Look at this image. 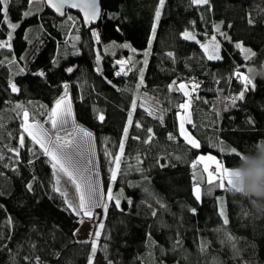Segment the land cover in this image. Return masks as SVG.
Returning a JSON list of instances; mask_svg holds the SVG:
<instances>
[{"label": "trees", "instance_id": "trees-1", "mask_svg": "<svg viewBox=\"0 0 264 264\" xmlns=\"http://www.w3.org/2000/svg\"><path fill=\"white\" fill-rule=\"evenodd\" d=\"M36 4L31 5L32 10ZM158 5L159 0H101L104 17L98 26H91L100 33L101 44H95L90 29L79 23V28L71 30L81 37V44L75 49L79 54H73L74 49L65 44L69 27L46 6L41 5L42 11L23 19L13 35L12 50H4V57H15L19 66L25 68L24 75L14 77L21 88L19 94L9 89L16 66H0V113L5 117L0 148L16 147L21 131V119L9 113L8 101L26 105L31 102L32 112L41 111L40 105L50 109L67 83L76 122L94 134L102 188L106 191L109 165L104 150L107 147L113 154L118 152L130 104L136 99L133 123L138 120L142 127L129 129L122 174L112 185L114 197L123 191L120 208L109 202L104 234L99 241L100 246L107 245V251L98 248L95 257L107 264L109 260L112 264H264V216H258L248 200L230 192L214 189L208 195L207 184H201V200L197 201L193 191L196 170L190 166L199 155H214L225 166L233 167L239 157L230 154L229 149L243 153L264 142V79H255V89L249 86L245 99L238 100L235 107L225 111V103L220 102L243 90L239 80L230 78L236 67L244 73L247 66L264 64V0H211L210 9L193 6L190 0H165L157 23L154 17ZM28 10V0H14L9 7L11 22H20L21 14ZM193 21L196 36L203 41L216 36L215 25H220L221 32L230 37H218L222 60H208L196 42L182 38L185 30H193ZM8 31L6 24L0 25V40L6 39ZM239 42L251 48L255 57L245 60L235 47ZM125 43L136 53L118 47ZM98 47L103 75L95 71ZM146 51L147 57L143 55ZM168 53L174 54V60ZM128 58L131 66L129 63L125 70L132 71L127 76L114 75L119 68L113 67L115 60ZM142 58L147 59V66L144 86L137 95L131 89L138 81ZM134 63L137 66L132 67ZM69 67L74 71L68 73ZM39 70L46 77L32 75ZM196 78L201 100H193L191 112L197 128L186 126L200 140L201 148L188 151L190 146L178 134L177 105L184 97L169 91V85L173 81L188 84ZM125 88L130 90L124 91ZM138 99L147 107L153 106L155 100L159 103L164 113L162 125L147 115ZM96 109L105 116L104 122L97 119ZM214 109H219V116ZM147 128L155 133L150 144L143 143ZM169 133L177 137L175 142L168 140ZM132 136H139L140 140ZM221 142L224 152L219 150ZM25 143L32 147L27 137ZM29 147L21 149L18 173L0 165L4 174L0 176V264H31L37 257L41 264H88L90 243L79 241L90 240L80 239L78 233L73 236L76 229L83 228L66 208L64 198L53 190L51 163L39 153L34 156ZM4 155L7 162L11 154L5 151ZM136 156L143 161L139 166L143 171L135 170ZM177 156L182 159H175ZM125 159L134 167L123 174ZM28 183L33 184L31 192L25 187ZM125 197L132 200L131 205ZM222 200L226 201L227 225H223L224 218L219 215ZM162 205H166V210ZM192 208L195 213L190 211ZM8 216L12 217L11 225ZM221 228L238 238V256H234L229 244L222 243L223 234L217 231ZM201 241H207L205 251H201ZM26 256L29 261H25Z\"/></svg>", "mask_w": 264, "mask_h": 264}, {"label": "snow or ice", "instance_id": "snow-or-ice-1", "mask_svg": "<svg viewBox=\"0 0 264 264\" xmlns=\"http://www.w3.org/2000/svg\"><path fill=\"white\" fill-rule=\"evenodd\" d=\"M14 3V0H0V25L6 24L9 31L7 32L6 39L0 40V66L8 65V66H16V71L12 73L13 79L9 82V89L11 92L19 94L21 92V88L17 86L14 81V77L16 75H24L25 68L20 67L18 61L15 57L8 59L4 57V50H8L9 52L12 50V39L15 31L20 27L23 19L28 18L30 15H35L37 12L43 10V7L36 8L35 11L31 9V5L33 3H38L42 6L49 7L50 9L54 10L61 17H66V25L71 29L75 28L76 18L72 15H69L67 10L68 9H79L80 12L83 13V19L85 25L89 27L92 37L94 38V42L97 45L101 44L100 33L95 29L92 28L91 25L93 22L101 18V9L99 6V0H28L29 10L24 11L21 16L22 20L20 22H11L9 17V7ZM191 5L193 6H207L209 9L211 8V0H190ZM165 5V0H159V5L157 10L155 11V21L158 23L160 16H161V9ZM251 22V21H250ZM193 30H185L181 35L184 40H192L195 41L197 44L200 45L201 49L207 54L208 60H216L220 61L223 57L219 54L220 45L219 42L216 40V36L213 35L210 39L212 41L211 51L208 44L201 43L196 36L194 25L195 21L192 22ZM215 31L223 36L225 39H230L224 32H221V26L215 25ZM117 30L118 27H117ZM78 31V29H76ZM69 36V40L71 41L72 48L74 49L73 54H79L76 51V42L79 41L80 37L78 35L72 36L70 33L67 34ZM152 38H155V26L153 27ZM65 44H68V41H65ZM121 48H129L133 53H136L135 48H131L130 44H122L118 45ZM149 49L151 48V39L149 40L148 44ZM236 48L240 49L242 52L248 53L246 55V59H250L251 57H255L256 53L252 52L250 49H245L244 46L240 43L235 45ZM97 51V61H96V68L95 71L103 75V69L101 67V56L100 51L101 49H96ZM149 53L146 51L143 53L145 57H147ZM169 58L174 60V54L168 53ZM23 59V58H21ZM130 59H118L115 60L113 67L119 66L118 70L114 73L116 76H127L132 68H128L125 70V66L130 63ZM144 67L147 66V59L143 62ZM135 67V65H133ZM144 67L138 69V81L134 86L132 91L137 95H140L139 89L144 86ZM68 73L74 71V68L69 67L66 69ZM252 71L250 67H246L245 72L241 73L239 68L236 67L234 72L232 73V77L236 80H239L243 86V90L239 92L236 96L225 97V111L228 110L230 107H235L236 102L243 101L245 99V93L249 91V86L254 90L256 85L253 79H250L249 73ZM32 75H36L39 77H46V73L42 70H39ZM106 79V78H105ZM109 84H112V81H107ZM173 84L169 85V91L173 90ZM115 87V85H112ZM64 89L63 94L60 95L54 102L53 106L49 109L44 105L38 106L41 111H29V105L24 103L16 102L12 103L8 101L10 108L9 113L14 114L15 117L21 119L20 129L21 131L17 135L16 139L18 140V145L16 147H6L0 148V165L4 168H11V171L18 173L19 166L21 164L20 156H21V149L29 147L26 145L25 139L28 138L32 147H29V151L32 152L34 156L37 153L43 155L48 158L49 162L51 163V167L53 169V190L60 194L62 198H64L66 208L70 210L77 218L78 223L83 224L85 220L83 217L88 218L89 220H97L99 219L101 222L95 225L97 229L95 232L90 233L91 240L90 241H79L80 243H90V256L88 260V264H94V257L96 252L99 250L106 252L107 245L100 246L98 244L99 237L101 235V230L104 228V224L102 222L103 216H106L108 212L109 202L114 203L116 208H120L121 199L120 197L123 195V191L121 189L120 193L114 197L112 191V185L116 182L118 175L121 173V162L122 159L125 158V142L129 138V129L133 126L137 129L142 127V124L137 120L135 124L133 123V113L136 111L138 105L136 99L130 104L129 115L127 117L126 126L122 130L121 142L118 145V152L113 154L111 151L105 147L104 150V157L108 162V188L105 191L100 183V174H99V159L96 157L94 149H93V141L95 139L93 132L87 130L86 128L82 127L76 122L75 115L72 108V100L69 95L68 89L69 84L64 83L62 85ZM189 88L191 90H189ZM200 85L195 83L194 81L189 82L188 84L181 82L179 85L176 86V91L182 93L184 99L177 105L178 112V134L180 137L183 138V141L186 145L190 146L188 151L193 149H200L201 142L198 140L192 132H190L186 128V124L191 125L193 129L197 128V124L194 123L192 119V104L193 100H201V97L198 94V89ZM130 89L125 88L124 91H129ZM195 93V96L193 95ZM204 103H208L207 101H203ZM143 108V104L139 105ZM98 114L97 119L102 123L105 120V116L100 112L99 109L95 110ZM147 115L154 116L160 124H163L164 121V113L161 112L159 114H155L151 110H146ZM216 111L217 116L220 115L219 109H214ZM38 117H44L43 120L38 119ZM4 114L0 113V130L4 128ZM48 125V127H45ZM146 132L148 133L147 138L143 141V143H152L155 133L153 132L152 128H147ZM5 133L0 131V138L3 137ZM9 137H11V133H7ZM134 140H140L139 136H132ZM169 141H176L177 137L172 133L168 134ZM264 145V142H261ZM214 147L216 145H213ZM221 152H224L225 149L221 146L219 149ZM7 151L11 155L6 157L4 152ZM230 154H234L239 159L241 158V153H239L236 149H229ZM38 158V157H37ZM177 160H181L182 157L177 156L174 157ZM136 161L135 170L143 171L139 166L142 165L143 161L140 156L134 157ZM125 162V172L126 174L128 169H132L134 166L132 164ZM159 162V161H158ZM29 163H32L30 160ZM198 165H202V175L197 180L196 173L193 172V180L196 181L194 183V196L197 201L201 200V184L208 185V195H211L214 189H220L225 192H231V172L230 168L225 166V164L218 159L214 155H199L194 161L191 162V168L196 169ZM214 165V170L212 166ZM161 167H166V164H161ZM4 175L0 172V176ZM63 178H66L67 181L74 186L75 189V200L69 201L68 200V193L67 190H62L61 188V181ZM146 179V177H145ZM27 190L31 192L33 190V184L28 183L25 185ZM147 192L148 189L145 188ZM3 193L0 192V196ZM151 195V193H150ZM127 200L128 205L132 204V200L125 197ZM223 201H221L222 203ZM160 203V201H157ZM3 206L0 205V208ZM162 207L166 210V205H162ZM102 209V214L94 215L96 209ZM123 211V209H121ZM191 212L195 213L196 209H190ZM156 211L152 212L153 216H156ZM219 215L223 217V225L228 224L227 216L225 215L224 210L221 208L219 210ZM7 222L9 225L13 223L12 217H7ZM218 232L223 234L222 243H227L231 246L233 250L234 256H238L240 249L237 247L238 238L230 235L227 232V229L221 228L217 229ZM79 232V229H76L73 233V236ZM11 238L10 235L8 237ZM181 242L178 240L176 245L179 246ZM201 251L206 250L207 241H201ZM35 248V245L31 246ZM25 261H29V257H24ZM31 264H41L39 258L37 257ZM108 264H112V261L109 260Z\"/></svg>", "mask_w": 264, "mask_h": 264}, {"label": "clouds", "instance_id": "clouds-1", "mask_svg": "<svg viewBox=\"0 0 264 264\" xmlns=\"http://www.w3.org/2000/svg\"><path fill=\"white\" fill-rule=\"evenodd\" d=\"M250 79H264V64L251 65ZM231 192L234 196L246 199L258 216H264V145L256 144L241 153L239 162L230 168Z\"/></svg>", "mask_w": 264, "mask_h": 264}, {"label": "rangeland", "instance_id": "rangeland-1", "mask_svg": "<svg viewBox=\"0 0 264 264\" xmlns=\"http://www.w3.org/2000/svg\"><path fill=\"white\" fill-rule=\"evenodd\" d=\"M37 6H35L34 7V10L33 11H35V9L36 8H39V7H41V5L39 4H36ZM251 16H254V15H251ZM220 36V34L219 33H217L216 32V40L219 42V45H220V49H219V54L221 55V53H222V45H221V42L219 41V37ZM197 39L201 42V43H204V44H208L209 45V48H210V51H211V45H212V41H211V39H209V40H206V41H203V40H201L200 38H198L197 37ZM70 43H71V41H70ZM240 43V42H239ZM79 44V41L78 42H76V46ZM81 44V43H80ZM237 44V43H236ZM240 44H242V43H240ZM72 45V44H71ZM243 45V44H242ZM244 46V45H243ZM244 48L245 49H250L252 52H253V50L251 49V48H249V47H246V46H244ZM97 49H99V47L97 48ZM240 50V49H239ZM241 51V50H240ZM241 53H242V55H243V57L245 58L246 57V55H248V53H246V52H242L241 51ZM206 54V53H205ZM207 55V54H206ZM252 58V57H251ZM250 58V59H251ZM250 59H246L245 58V60H250ZM144 61V58H142V60H141V62H143ZM212 61H216V60H212ZM143 64V63H142ZM101 65H102V59H101ZM134 65L135 66H137V63H134ZM130 66H131V63H130ZM132 67H133V65H132ZM142 67H144V65L142 66ZM247 67H250V66H247ZM138 69H140V68H138ZM144 69H145V67H144ZM174 89H176V87L174 88ZM189 90H191L190 88H189ZM142 98H146V99H148V100H150L148 97H146V96H142ZM155 104L153 105V106H151V107H147L146 106V104L144 103V102H142L140 99H138V104L140 105L141 103L143 104V108H145V109H147V110H154L155 112H160V109H159V103L155 100ZM72 108H73V103H72ZM29 111L30 112H32V110L31 109H29ZM187 125V124H186ZM45 127H48V125H45ZM186 128H187V126H186ZM93 149H94V152H95V155H96V157H97V149H96V140L94 139V141H93ZM202 168H203V166L202 165H198L197 166V168L195 169L196 170V176H197V180L199 179V177L203 174L202 173ZM210 170H214V165L212 166V169H210ZM99 174H100V170H99ZM100 183H101V186H102V181H101V177H100ZM61 188H62V190H67V193H68V200L69 201H74L75 200V197H76V194H75V189H74V186H72L68 181H67V179L66 178H63L62 179V181H61ZM223 202L221 203V206H220V209L222 208L223 210H224V212H225V215H226V201L225 200H222ZM99 214H102V209H96L95 210V212H94V215H99ZM104 218H105V216H103V219H102V222H103V224H104ZM83 219L85 220V222L83 223V224H80L81 226H82V228L83 229H79V232H78V237L80 238V239H88V240H91V235H90V233H92V232H95L97 229L95 228V225L97 224V223H99V222H101L99 219H97V220H89L88 218H86V217H83ZM104 234V228H103V230H101V235H100V237H99V241H100V239L103 237L102 235ZM99 241H98V244H99ZM94 264H107L106 262H104V261H100V260H98L96 257H94Z\"/></svg>", "mask_w": 264, "mask_h": 264}, {"label": "bare ground", "instance_id": "bare-ground-1", "mask_svg": "<svg viewBox=\"0 0 264 264\" xmlns=\"http://www.w3.org/2000/svg\"><path fill=\"white\" fill-rule=\"evenodd\" d=\"M100 5H101V0H100ZM51 12V11H50ZM67 12H68V14L69 15H72L73 17H75L76 18V24H75V28H79L78 26H79V23H81L82 25H84L86 28H89L88 26H86L85 25V22H84V19H83V15L81 14V13H79V12H75V11H72V10H67ZM54 16H55V18L58 20V21H60L62 24H64L65 26H66V17H59L55 12H51ZM101 13H102V15H101V18H100V21H99V23L98 24H93L92 23V25L91 26H98L99 24H100V22L102 21V19H103V17H104V12H103V9H102V6H101ZM72 29H74V28H69L68 29V33H70L72 36H75V35H77V34H75L73 31H71ZM79 36V35H78ZM80 37V36H79ZM202 40V39H201ZM67 41H68V44H69V46L72 48V45H71V43H70V40H69V36L67 37ZM195 42V41H194ZM80 43H81V37H80V39H79V44L78 45H80ZM77 45V46H78ZM199 45V44H198ZM76 46V47H77ZM200 46V45H199ZM201 48V47H200ZM202 51H203V53L205 54V52H204V50L203 49H201ZM64 55L63 56H65V53H63ZM205 56L207 57V55L205 54ZM195 83H199V80L196 78V79H194L193 80ZM181 82H178V81H175V84L173 85V90H172V93H176V94H182L181 92H179V91H176L174 88L177 86V85H179ZM173 84V83H172ZM70 95V94H69ZM71 97V96H70ZM71 100H72V97H71ZM73 103V102H72ZM159 109H160V106H159ZM160 112H163L161 109H160Z\"/></svg>", "mask_w": 264, "mask_h": 264}, {"label": "water", "instance_id": "water-1", "mask_svg": "<svg viewBox=\"0 0 264 264\" xmlns=\"http://www.w3.org/2000/svg\"><path fill=\"white\" fill-rule=\"evenodd\" d=\"M99 6H100V9H101V5H100V0H99ZM47 9H49L51 12H55L54 10L50 9L49 7H46ZM69 10H72V11H75V12H79L83 15L82 12L79 11V9H69ZM57 14V13H56ZM58 15V14H57ZM59 16V15H58ZM61 18V16H59ZM100 21V19L96 20L95 22H93V24H98Z\"/></svg>", "mask_w": 264, "mask_h": 264}]
</instances>
